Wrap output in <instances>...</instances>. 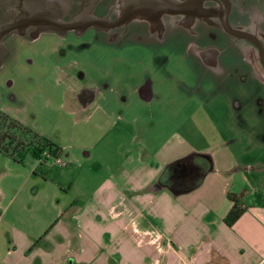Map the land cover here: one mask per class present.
Returning a JSON list of instances; mask_svg holds the SVG:
<instances>
[{"label": "rangeland", "instance_id": "obj_1", "mask_svg": "<svg viewBox=\"0 0 264 264\" xmlns=\"http://www.w3.org/2000/svg\"><path fill=\"white\" fill-rule=\"evenodd\" d=\"M185 40L180 35L164 44L154 39L118 47L90 33L83 38L70 35L64 41L45 35L36 45L23 47L8 74L23 91L19 117L63 148L64 164L53 158L39 161L30 152L23 163H17L0 152V186L7 195L3 203L14 197L6 215L0 214V231L14 226L43 229L57 207L75 193L59 192L60 185L69 186L74 180L78 190L79 182H86L88 176L86 183L95 189L114 160L132 151L128 141L134 134L151 152L179 140L193 148L190 152H207L216 158L220 179L212 173L202 184L205 187L187 192L190 198L212 201L207 199L217 195L209 186L224 183L226 178L230 189L242 191L246 205L264 207V106L261 111L256 100L258 94L264 99V92L257 91L256 82H244L238 74L225 81L216 78ZM147 73L154 77V91L160 95L145 107L129 95L130 105H122L125 112L118 115L120 92L132 90ZM77 85L101 88L102 93L86 110L75 99ZM3 88L0 85V92ZM118 140L127 143L120 146ZM39 164L48 170L50 181L36 196L32 191L38 177L28 174L35 166L40 169ZM78 192L75 195L82 200L84 192Z\"/></svg>", "mask_w": 264, "mask_h": 264}, {"label": "crops", "instance_id": "obj_2", "mask_svg": "<svg viewBox=\"0 0 264 264\" xmlns=\"http://www.w3.org/2000/svg\"><path fill=\"white\" fill-rule=\"evenodd\" d=\"M136 136L128 141L132 151L112 162L95 189L86 183L88 176L79 182L82 200L75 195L79 192L74 180L60 185L59 192L75 193L57 207L43 229H1L0 264H264V207L246 205L242 191L230 189L226 178L209 186L217 195L207 199L212 201L190 198L181 190L191 172L176 176L175 185L160 182L165 166L193 148L177 140L151 152ZM118 141L120 146L127 143ZM213 160V169L196 188L205 187L212 173L222 175ZM30 175L38 177L32 191L37 196L49 186L48 170L35 166ZM230 195L246 206L233 225L225 222L233 205ZM6 197L0 186L1 216L14 200L4 204Z\"/></svg>", "mask_w": 264, "mask_h": 264}, {"label": "flooded vegetation", "instance_id": "obj_3", "mask_svg": "<svg viewBox=\"0 0 264 264\" xmlns=\"http://www.w3.org/2000/svg\"><path fill=\"white\" fill-rule=\"evenodd\" d=\"M90 33L118 47L154 39L164 44L183 35L187 48L216 78L225 81L238 74L264 92V0H0V85L4 87L0 111L29 126L19 117L23 91L8 76L9 65L16 63L24 46L36 45L45 35L64 41L70 35L83 38ZM154 82L147 73L132 90L121 91L118 115L130 105L129 95L142 107L158 97ZM99 93L100 86L74 87L75 99L84 110ZM260 96L256 100L262 111Z\"/></svg>", "mask_w": 264, "mask_h": 264}, {"label": "trees", "instance_id": "obj_4", "mask_svg": "<svg viewBox=\"0 0 264 264\" xmlns=\"http://www.w3.org/2000/svg\"><path fill=\"white\" fill-rule=\"evenodd\" d=\"M46 150L54 158L62 155L63 152V148L52 139L34 131L29 126L18 123L8 114L0 111V152L23 163L28 152L35 158H40ZM44 160L47 161L46 158ZM213 167L214 160L210 154L191 152L168 163L160 175V182L175 185L176 176L191 172L190 175L188 174L189 178L185 180V186L181 187V190L190 191L201 184L205 175ZM191 178L193 179L190 181ZM230 198L233 200V205L225 217V222L233 225L245 211L246 206L239 198L233 195H230Z\"/></svg>", "mask_w": 264, "mask_h": 264}, {"label": "built area", "instance_id": "obj_5", "mask_svg": "<svg viewBox=\"0 0 264 264\" xmlns=\"http://www.w3.org/2000/svg\"><path fill=\"white\" fill-rule=\"evenodd\" d=\"M47 156V157H46ZM47 159L48 158H53V162H56V163H59V164H64V161L62 160V156L59 155L58 157L54 158L52 157L50 154H48V152L46 151L45 153H43L42 157H40L39 161H43V162H46L44 159ZM158 236L159 234L158 233H155V238L158 239Z\"/></svg>", "mask_w": 264, "mask_h": 264}]
</instances>
